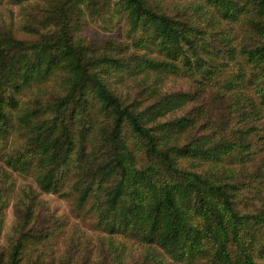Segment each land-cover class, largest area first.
Listing matches in <instances>:
<instances>
[{
	"label": "trees",
	"instance_id": "trees-1",
	"mask_svg": "<svg viewBox=\"0 0 264 264\" xmlns=\"http://www.w3.org/2000/svg\"><path fill=\"white\" fill-rule=\"evenodd\" d=\"M11 1L21 19H0V242L15 174L38 192L14 205L0 264H78L41 251L56 220L38 197L66 189L143 249L127 262L112 239L97 264H264V161L245 167L264 149V0ZM222 21H243L252 42L236 47Z\"/></svg>",
	"mask_w": 264,
	"mask_h": 264
},
{
	"label": "rangeland",
	"instance_id": "rangeland-1",
	"mask_svg": "<svg viewBox=\"0 0 264 264\" xmlns=\"http://www.w3.org/2000/svg\"><path fill=\"white\" fill-rule=\"evenodd\" d=\"M157 1L160 3L161 7L170 9L189 5L192 6V4L188 1ZM195 7L196 5H194V8ZM192 14L193 16H197V18L201 21L205 20L194 10L192 11ZM207 17H210V15H207ZM0 19H4L7 23H14L16 25V29H18L21 19L20 8L11 0H0ZM220 26L223 28V30H225L226 33H230L234 37L233 44L236 47L252 42V35L243 21L238 23L222 21L219 27ZM92 33L99 34L100 36L103 35L99 25L92 28ZM18 36L21 38H26V36H24L21 32L18 33ZM166 80L167 84L170 83L171 85L186 81L182 76H167ZM128 83L131 84V86L133 85L131 80H128ZM122 87H124V85ZM56 89L57 83L50 82L41 85L32 91H29L21 99L22 108H25L32 99L36 98L42 93L54 91ZM123 90L125 91V87ZM14 142L15 141H13V143ZM254 161L256 162H251L245 166L250 172H252L254 167L259 169L261 165L260 163L264 161V149L258 152V155L255 156ZM235 167L238 169L241 167V163H237ZM15 177L17 180L15 191L10 198V206L6 212L5 228L0 242L1 248L5 250L9 249L10 242L11 240L13 241V236H15L14 227L16 220L13 213L14 205L19 201L20 198L24 197L23 191L29 190V187L32 186L33 189L38 192V186L32 177L25 179L16 174ZM38 201H41L45 204L47 213L50 216H53L56 220V227L50 228V231L55 233L53 241L47 247H42L41 249L43 257L50 258L54 263H57L56 261L61 257L66 256L67 252L69 251V254L76 258L78 264H97L104 251L110 247L112 239L116 244L115 249L118 248L119 250L120 257L127 262H131L136 255L143 252V249L140 245L128 242L120 237L112 238L110 235L104 232L101 226L97 223L96 216L90 208L92 202L84 209L78 208L75 194H73L71 191L69 192V189L64 190V195L41 193L38 197ZM46 211L40 212L42 219H45ZM115 259L117 258L115 257ZM105 264H113V262L110 263L107 261Z\"/></svg>",
	"mask_w": 264,
	"mask_h": 264
}]
</instances>
